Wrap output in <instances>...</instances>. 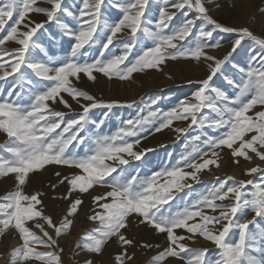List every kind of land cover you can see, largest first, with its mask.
I'll return each instance as SVG.
<instances>
[{
  "label": "snow or ice",
  "instance_id": "snow-or-ice-1",
  "mask_svg": "<svg viewBox=\"0 0 264 264\" xmlns=\"http://www.w3.org/2000/svg\"><path fill=\"white\" fill-rule=\"evenodd\" d=\"M214 5L215 0H78L73 11L65 0H0V134L6 138L0 144V178L13 181L12 190L0 197V237L18 241L5 264H63L59 239L71 233L85 194L91 197L86 219L95 226L75 245L73 257L83 255V264H97L110 243L121 249L113 264H132L135 253L129 249L137 246L160 249L151 264L170 259L264 264V167L254 163H264V34L218 21L211 14ZM259 11L264 16V8ZM33 14L45 19L37 21ZM181 14L184 19L174 24ZM51 24L68 37L64 56L51 55L37 43ZM217 33L232 37L223 57L210 54L222 46ZM249 41L254 47L246 53L245 66L233 65L236 73L225 75V66ZM97 46L98 56L90 58L89 50ZM178 60L203 62L207 68L191 99L167 112L150 109L147 116L122 120L104 134L111 110L132 105L97 98L81 87L82 80L98 82L102 75L131 81L135 73L162 71L168 61ZM219 76L232 91L214 86ZM94 109L107 111L94 120ZM177 120L190 122L174 127ZM193 126L212 132L191 137L174 163L141 175L151 151L137 147L143 138L171 128L188 140ZM224 151L236 165L241 158L253 163L244 173L253 179L216 177L196 199L177 205L193 182L201 183L205 170L221 166ZM49 165L71 170L55 172L56 182L49 184L52 191L67 186L65 193L51 197L68 204L59 220L48 212L47 193L28 191L33 176ZM98 186L108 190L94 195ZM134 223L163 234L164 245L129 237ZM197 238L215 246V257L207 247L186 243Z\"/></svg>",
  "mask_w": 264,
  "mask_h": 264
},
{
  "label": "rangeland",
  "instance_id": "rangeland-1",
  "mask_svg": "<svg viewBox=\"0 0 264 264\" xmlns=\"http://www.w3.org/2000/svg\"><path fill=\"white\" fill-rule=\"evenodd\" d=\"M244 1L215 0V5L212 8L211 14L215 19L226 25H247L254 33L258 35L264 34V30L262 32V30L259 31L257 28H255L256 25L262 22V15L259 9L264 8V0ZM65 2L73 11L76 10L75 6L78 3V0H65ZM218 7L221 8V12L218 10ZM115 14V10H111V15L113 17ZM252 17H255V19H252ZM33 19L42 21L45 19V17L39 14H33ZM183 19L184 16L182 14L178 15L174 21V24H179ZM45 27L47 30H42L43 35L38 33V35H40V39L37 41V43L46 48L51 55L64 56L66 54L65 50L68 48V37L61 36L58 27L55 24L46 25ZM216 39L223 41L222 46L218 49L210 50V54H214V56L217 57H223L230 50L232 37L230 34L217 33ZM250 46L254 47V45H252V43L249 41L248 44L245 45L244 51L238 50V52L234 54V59L232 62L225 66V75L233 76L236 73V69L233 67V65H239L241 67L245 66L248 59L246 53ZM98 51V46L96 48L90 49V58H95L98 56ZM37 58L39 59L42 57L37 56ZM206 75L207 68L203 62L196 63L195 61L178 60L168 61L167 64L163 66L162 71L150 70L147 73H135V78L131 81L120 82L115 79L109 81L107 78L101 75L98 77V82H90L85 78L81 82V87L85 88L91 94L95 95L97 98L103 99L104 101L119 100L122 102V104L126 103L132 105L131 107L118 106L111 110L110 119L106 121V124L103 128L104 134H109L115 131L122 120H127L129 118L135 119L137 116H147L150 109L160 113L167 112L172 107L178 105L179 102L185 101L186 98L190 100L192 93L195 91L197 86L196 81L203 79ZM169 76L172 78L169 79ZM188 81H192V83H188ZM214 86L232 91L230 86L225 83L223 76H219V78L215 80ZM153 100L157 101L155 105L152 104ZM69 103L72 104V108L75 109L76 112L80 111L79 106L74 101L69 100ZM55 107L58 110L65 111L68 117L73 115L71 111L64 109L62 105H56ZM105 111L107 110L94 109L92 110L91 118L98 120L103 116ZM189 122L190 121L177 120L174 122V127H186ZM202 131L209 134L212 132V130L208 128L201 130L198 126H193V128L189 129L188 131V140L171 128H166L159 133L147 135L146 138L141 140L140 145L137 146L138 148L142 149H151V151L146 153V163L140 166L139 170L141 175H149L152 171L159 170L170 163H174L184 153L185 147L189 143L191 137L201 135ZM89 134L91 133L89 132ZM5 139V136L0 134V144H2ZM133 163L140 164V162L136 161H133ZM254 163L264 167V163H261L258 159H255ZM220 164L221 166L219 168L212 167L211 171L205 170L200 176L201 183L197 184L193 182L192 190L187 196H184L182 193L181 196L184 197V199L176 201V204L180 205L186 200L196 199L200 193L204 192L205 188L211 187V185L216 182V177L223 179L226 176H233L239 180L240 178L233 175L231 172L232 169L235 168L243 170V180L253 179V177L244 174L246 169L253 166V163L246 162L243 160V158H241L240 164L236 165L233 163L228 151H224L222 153ZM46 167L47 170L43 171L41 175L33 176L28 191L39 189L47 193V195L44 197V203L48 206V212L54 215L57 220H59L63 217L65 210L68 208V204L63 200L52 199L51 197L53 195L59 196L60 194L65 193L67 186L61 185L55 191H52L49 188V184L50 182H56L57 178L54 175L55 172L59 171L62 174H68L71 170L67 167L56 165H49ZM12 188L13 181L11 179L0 178V197L12 190ZM107 190L108 189L106 187L98 186L96 187L93 194H100ZM89 197L90 196L87 194L84 195V201L87 202L83 205V210L79 212V215L75 217L74 227L71 230V233L64 235L59 239V245L64 249L62 254L63 264H76L77 260L79 261V264H83L85 257L81 255L74 259L73 252L78 239L85 232V230L91 229L95 226L92 222L86 219V216L89 213V206L91 205V198ZM251 215L252 214L249 213L247 218L250 219ZM128 236L134 238L140 243H149L153 246L156 244L163 246L165 243L163 234H157L151 228L145 227L143 225L136 226L135 223L129 229ZM230 238L232 240L236 239L234 235H232ZM186 243H188L192 248L207 247L212 250L209 253L211 257H215L216 255L215 246L201 238H197L195 242L186 241ZM0 247L3 246L0 244ZM10 249L11 248L5 251L6 254L4 252L2 258L6 257ZM120 250V247L116 243H110L106 248L104 255L97 257V264H113L115 255L119 253ZM159 250L160 249L155 247L149 249L139 246L129 249L130 252L135 253V258L132 261V264H151V258ZM0 254L2 253L0 252ZM165 264H182V262L176 259H170L167 260Z\"/></svg>",
  "mask_w": 264,
  "mask_h": 264
},
{
  "label": "bare ground",
  "instance_id": "bare-ground-1",
  "mask_svg": "<svg viewBox=\"0 0 264 264\" xmlns=\"http://www.w3.org/2000/svg\"><path fill=\"white\" fill-rule=\"evenodd\" d=\"M244 1V0H243ZM245 2V1H244ZM248 3V2H247ZM254 3V2H253ZM256 3V2H255ZM252 4V2H251ZM218 10L221 12V8L218 7ZM215 12V11H214ZM222 14V13H221ZM238 17H241V16H238ZM262 18V22L258 25H256L255 28H257V30H264V16H261ZM240 19V18H239ZM247 21V20H246ZM244 23V22H243ZM214 55V54H213ZM130 92V91H129ZM127 95V94H126ZM136 96V95H135ZM136 98V97H135ZM131 99V97H130ZM133 99V98H132ZM243 169V168H242ZM232 174L239 177L240 179H243V170H240L238 168H235V169H232ZM245 176V175H244ZM246 177V176H245ZM105 190V189H104ZM87 197V196H85ZM91 198V197H89ZM85 200V199H84ZM59 202V201H58ZM87 202V201H86ZM86 202L84 204H86ZM89 202V201H88ZM88 210V209H87ZM83 222V221H82ZM92 227V226H91ZM150 237V236H149ZM74 239V238H73ZM18 243V241L15 239V238H9V239H4L2 237H0V244L4 247H0V252L2 253V255H4V252L6 250H8L9 248H12L14 246H16ZM6 248V249H5ZM6 254V252H5ZM2 255H0V264H4V261H5V258H2ZM4 257V256H3Z\"/></svg>",
  "mask_w": 264,
  "mask_h": 264
}]
</instances>
